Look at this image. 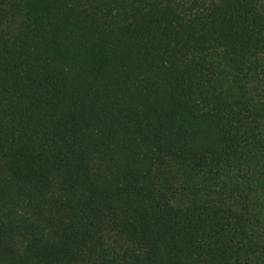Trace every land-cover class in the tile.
Listing matches in <instances>:
<instances>
[{"label": "trees", "instance_id": "16d2710c", "mask_svg": "<svg viewBox=\"0 0 264 264\" xmlns=\"http://www.w3.org/2000/svg\"><path fill=\"white\" fill-rule=\"evenodd\" d=\"M0 264H264V0H0Z\"/></svg>", "mask_w": 264, "mask_h": 264}]
</instances>
